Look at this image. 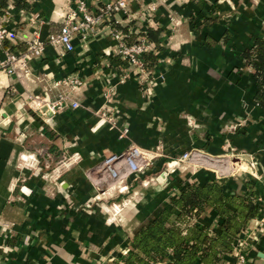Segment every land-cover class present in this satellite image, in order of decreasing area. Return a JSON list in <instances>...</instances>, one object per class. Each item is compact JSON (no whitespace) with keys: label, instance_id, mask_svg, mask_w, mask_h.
Here are the masks:
<instances>
[{"label":"crops","instance_id":"1","mask_svg":"<svg viewBox=\"0 0 264 264\" xmlns=\"http://www.w3.org/2000/svg\"><path fill=\"white\" fill-rule=\"evenodd\" d=\"M26 1L29 9L9 1L0 15L13 51L60 30L77 2ZM105 1L86 0L93 12ZM129 25L135 33L162 30L164 49L150 70L118 53L115 30ZM97 29L88 40L75 38L73 51L47 44L30 59L26 76L0 77V264H110L128 254L135 228L170 195L188 183L217 180L212 170L187 171L174 161L194 147L223 155L229 143L253 154L249 164L233 153L230 162L249 169L237 166L240 172L224 179L228 192H247L250 183L257 193L262 213L239 243L246 264H264V107L245 58L264 39V0H134ZM70 77L83 83L73 88L64 82ZM44 92L52 101L69 93L68 103L40 115L27 97ZM103 113L114 118V129L100 123ZM132 144L157 154L154 165L132 176L128 190L96 180L105 156ZM113 200L119 210L107 205ZM196 220L219 230L213 209ZM225 261L235 263L234 251Z\"/></svg>","mask_w":264,"mask_h":264},{"label":"trees","instance_id":"2","mask_svg":"<svg viewBox=\"0 0 264 264\" xmlns=\"http://www.w3.org/2000/svg\"><path fill=\"white\" fill-rule=\"evenodd\" d=\"M9 1L20 8H30L26 0H0V15ZM130 26L119 27L126 44L145 41L153 45V50L142 55L145 67L150 70L164 49L162 30L149 27L135 33ZM245 58L255 68V100L264 107V39L257 38ZM226 183V179H221L182 186L135 228L128 254L110 264H226L225 256L233 252L248 223L262 213L257 193L250 183L243 193L228 192ZM208 209L218 215V231L196 220Z\"/></svg>","mask_w":264,"mask_h":264},{"label":"built area","instance_id":"3","mask_svg":"<svg viewBox=\"0 0 264 264\" xmlns=\"http://www.w3.org/2000/svg\"><path fill=\"white\" fill-rule=\"evenodd\" d=\"M76 1V7L67 14L60 30L50 34L46 40H42L37 35L28 43L26 50L13 51L7 49L6 41L11 36V30L7 26L0 24V49L5 52L4 58H0V77L2 75L26 76L29 74L30 59L40 57L47 44L62 47L65 51H73L75 49V38L78 37L82 40L92 38L96 35L97 28L101 23L111 21L117 13L128 11L134 0H107L98 7L96 12L89 9L86 0ZM124 36L121 31L115 30V37L120 41L119 55L127 60L129 64L144 68L142 55L150 51V43L143 41L128 45L124 40ZM64 82L73 88L83 83L79 78L73 77L67 78ZM59 84L60 81L53 83L52 88L57 87ZM68 100L69 93L59 94L55 101L50 99L48 92H44V94H29L27 97L28 104L40 115H46L48 112L55 114L66 106ZM72 106L77 107L79 103L73 101ZM102 118L100 120L101 124H109L111 129L116 127V121L113 117L103 113ZM128 132L129 128L127 126L123 127L119 138H125ZM154 156L136 144H132L122 152H111L106 155L101 167L104 175L112 181L109 189L128 190L130 178L143 173L152 164ZM192 158H197V154L189 150L184 152L175 163L177 165L180 162L192 160ZM113 206L115 208L116 204H113ZM233 251L236 255L234 264H246L247 254L243 251L241 242H238Z\"/></svg>","mask_w":264,"mask_h":264},{"label":"rangeland","instance_id":"4","mask_svg":"<svg viewBox=\"0 0 264 264\" xmlns=\"http://www.w3.org/2000/svg\"><path fill=\"white\" fill-rule=\"evenodd\" d=\"M226 147H227V150L225 149L226 152L223 155L208 154L202 148L194 147L190 151H192L194 154H197V158H195V159L192 158V160H189L187 162H180V164L188 165L187 171L194 170L196 172L198 169L208 170V171L212 170L216 174L217 180H221V179H224L227 177L229 178V176H233V174H236V172L237 173L240 172V171L235 172V171H233V168L229 167L230 166L229 164L231 163L230 161H233V153L235 154V156L239 157L242 160L241 162L251 164V162L248 161V158H250L252 160L253 157H251V156L253 154L246 152L245 150H241V149L237 148L232 143L231 144L229 143V145H227ZM155 157H157V154L154 156V159H155ZM154 159L152 160V164L150 166H148V168L144 172H147L148 169L154 165V163H155ZM172 161H174V160H172ZM227 163H229V164H227ZM167 168H169L168 165H165L163 167L162 171H166ZM99 170H100V175H97L96 180H98L99 182L103 180L104 183L107 184L108 187L111 186L112 181L104 175V173L102 171V167H100ZM105 190H108V189L106 188ZM106 192H102L99 194H103ZM100 196L103 197V196H106V194L105 195L103 194ZM107 196H108V194H107ZM95 200H97V197L95 198ZM97 201H99V200H97ZM114 201L115 200H113V202H111L110 204H107V203H109V202H107L106 204L108 206L113 205V203H115ZM94 202H96V201H94ZM87 207L89 209H92L94 206L91 202H89V204H87Z\"/></svg>","mask_w":264,"mask_h":264},{"label":"bare ground","instance_id":"5","mask_svg":"<svg viewBox=\"0 0 264 264\" xmlns=\"http://www.w3.org/2000/svg\"><path fill=\"white\" fill-rule=\"evenodd\" d=\"M227 164H229V163H227ZM229 165H230L229 167L233 168L234 170L236 169L237 166L240 170L245 171V172H247L246 170L249 169L248 166H246V164L241 165L239 161L231 162ZM249 171H251V170H249ZM250 173H253V171H251ZM116 210H119V208L116 207Z\"/></svg>","mask_w":264,"mask_h":264}]
</instances>
